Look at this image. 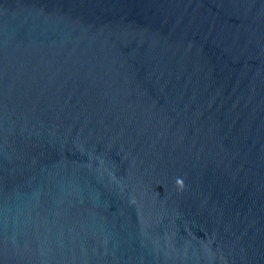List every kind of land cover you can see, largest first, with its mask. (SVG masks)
I'll return each instance as SVG.
<instances>
[{
  "label": "water",
  "instance_id": "water-1",
  "mask_svg": "<svg viewBox=\"0 0 264 264\" xmlns=\"http://www.w3.org/2000/svg\"><path fill=\"white\" fill-rule=\"evenodd\" d=\"M0 264H264V0H0Z\"/></svg>",
  "mask_w": 264,
  "mask_h": 264
}]
</instances>
